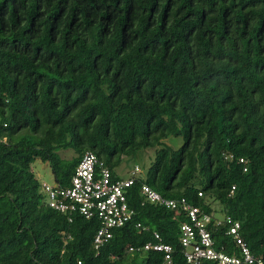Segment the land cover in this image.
I'll return each instance as SVG.
<instances>
[{"label":"trees","instance_id":"16d2710c","mask_svg":"<svg viewBox=\"0 0 264 264\" xmlns=\"http://www.w3.org/2000/svg\"><path fill=\"white\" fill-rule=\"evenodd\" d=\"M141 150L154 159L128 188L133 219L99 248L100 220L50 207L33 166L65 186L93 151L120 178ZM145 183L240 221L264 260V0H0V264H189L188 217ZM155 231L170 262L144 248Z\"/></svg>","mask_w":264,"mask_h":264},{"label":"built area","instance_id":"2783aa9c","mask_svg":"<svg viewBox=\"0 0 264 264\" xmlns=\"http://www.w3.org/2000/svg\"><path fill=\"white\" fill-rule=\"evenodd\" d=\"M241 161L244 159L241 158ZM141 172L137 165L128 177H114L105 160L97 153L87 151L68 185L45 181L41 183V189L50 207L63 213L79 212L86 218L97 217L100 220L101 226L94 239L96 248H99L113 237L114 228L133 219L135 212L128 202L127 191L141 176ZM141 194L152 203L163 204L176 211V215L184 213L188 217L187 221L181 223V241L189 264H201L203 260L216 261L217 264H264V260L253 254L249 244L241 236L240 221L232 216L206 212L191 204L185 197H164L146 183L141 187ZM209 223L223 227L226 234L233 237L240 248L239 254L226 252L224 246L217 248ZM154 235L157 240L147 242L144 248L165 252L166 259L170 262L172 246L162 240L159 232L155 231ZM78 264L84 262L79 260Z\"/></svg>","mask_w":264,"mask_h":264},{"label":"rangeland","instance_id":"374dc122","mask_svg":"<svg viewBox=\"0 0 264 264\" xmlns=\"http://www.w3.org/2000/svg\"><path fill=\"white\" fill-rule=\"evenodd\" d=\"M167 142L173 144L176 147H179V145L183 143V140L182 138L170 137L167 139ZM60 153L64 158L67 159H71L76 155V153L72 149L62 150L60 151ZM153 159V151L141 150L137 152L136 155L124 157L121 164L117 167V172L123 178L128 177L131 173V170H133L135 166L138 165L142 170L141 176H145ZM33 166L37 178L41 183L45 181L49 183L55 182V175L49 162L43 161L38 158L34 162Z\"/></svg>","mask_w":264,"mask_h":264}]
</instances>
